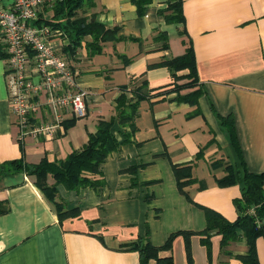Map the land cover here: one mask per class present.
<instances>
[{"label":"crops","instance_id":"crops-1","mask_svg":"<svg viewBox=\"0 0 264 264\" xmlns=\"http://www.w3.org/2000/svg\"><path fill=\"white\" fill-rule=\"evenodd\" d=\"M168 1L151 0L140 16L132 0H94L84 15L119 28L99 53H89L91 36L70 50L63 35L59 51L88 92L86 114L68 127L72 118L66 116L51 138H19L0 44V168L16 159L28 164L65 159L83 146L99 118L114 114L122 87L163 92L140 101L129 139L106 156L100 175L87 174L102 184L76 190L56 186L65 208L76 210L72 215L60 219L33 176L5 165L0 264H140L137 240L163 246L171 234V248L159 256L171 255L173 264H188L186 237L192 264H242L247 238L238 236L222 247L219 233L205 232L203 207L235 220L240 183L220 186L218 180L229 167L242 171L241 161L249 172H264V0H181L183 21L177 23L162 13ZM189 44L195 82L174 91L164 61L182 55ZM187 81L180 78L177 84ZM220 118L232 119L240 153ZM115 136L123 140L118 127ZM174 165L181 170V187ZM253 243L258 263L264 264V235Z\"/></svg>","mask_w":264,"mask_h":264},{"label":"trees","instance_id":"trees-1","mask_svg":"<svg viewBox=\"0 0 264 264\" xmlns=\"http://www.w3.org/2000/svg\"><path fill=\"white\" fill-rule=\"evenodd\" d=\"M137 6L138 14L142 16L145 13L146 4L151 0H132ZM94 0H61L53 3L52 7H44L39 12L38 20L40 24H48L53 28L60 29L69 39L68 49L74 50L82 44V40L86 35L91 36V41L86 42V46L90 54L99 53L101 51L102 42L113 39L119 28L117 26L107 27L102 22L97 21L94 16L84 15L94 7ZM167 22H182V4L181 0H170L165 9L162 10ZM164 63L172 72V89L179 91L180 89L190 86L195 82L196 70L195 60L191 45L189 44L182 55L165 59ZM187 69L185 75H177L178 70ZM180 78H187L188 81L183 84H177ZM122 92L115 100L114 114L109 118H99L96 122V128L93 132H88L87 141L83 146L72 151L65 159L59 161H48L42 159L35 164L24 163L16 159L2 164L0 172L6 166L12 168H22L28 175L35 178V185L42 191L44 196L54 205L60 219L64 216L76 213L75 209H66L65 204L58 199L56 186L62 184L67 189H78L80 187L97 188L103 183L100 178L89 177L87 174L100 175L101 164L106 156L117 150L120 145L129 139L130 133L135 129L134 120L138 115V106L141 100L152 98L163 94L157 92L154 94L146 93L140 87L129 88L122 87ZM185 97V96H183ZM222 124L228 130L231 140L239 151V147L234 135L232 119L220 118ZM75 118H72L66 125L72 124ZM123 136L122 141H118L115 136V130ZM129 129V132L126 129ZM243 170L234 171L228 168L227 174L218 180L220 186H226L234 182H239L241 187L240 197L234 200V204L238 210V216L235 220L229 221L220 213L203 207L205 211L207 227L209 230H215L221 235V246L224 247L230 240L236 239L238 236H244L250 243L249 249L244 255L240 256L242 264H259L256 251L253 247L254 239L259 235H264V230L255 222L257 218L264 217V204L262 203L263 193L262 184L264 181V172L253 173L246 170L243 161H241ZM174 171L177 176L178 187L181 170L174 165ZM188 174V173H187ZM48 177L54 180L53 183L48 182ZM181 190V188H180ZM255 208V215L249 213V209ZM188 235V232H183ZM208 235V234H207ZM171 234L163 246H155L148 239L140 238L135 243L139 253L140 264H150L151 260L155 264H173L172 256L160 257L159 251L171 248ZM204 244H208L206 238L202 239ZM186 257L188 264H192L190 245L186 237Z\"/></svg>","mask_w":264,"mask_h":264},{"label":"built area","instance_id":"built-area-1","mask_svg":"<svg viewBox=\"0 0 264 264\" xmlns=\"http://www.w3.org/2000/svg\"><path fill=\"white\" fill-rule=\"evenodd\" d=\"M61 0L0 2V44L5 57L9 106L16 118L19 138H51L66 116L86 114L88 92L59 51L63 32L40 24L39 12ZM264 204V181L262 184ZM255 215V208L249 209ZM256 224L264 230V217Z\"/></svg>","mask_w":264,"mask_h":264}]
</instances>
